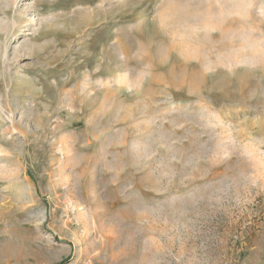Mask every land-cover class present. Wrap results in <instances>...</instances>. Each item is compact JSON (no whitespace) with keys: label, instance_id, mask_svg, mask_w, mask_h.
I'll return each instance as SVG.
<instances>
[{"label":"rangeland","instance_id":"374dc122","mask_svg":"<svg viewBox=\"0 0 264 264\" xmlns=\"http://www.w3.org/2000/svg\"><path fill=\"white\" fill-rule=\"evenodd\" d=\"M0 264H264V0H0Z\"/></svg>","mask_w":264,"mask_h":264},{"label":"bare ground","instance_id":"6f19581e","mask_svg":"<svg viewBox=\"0 0 264 264\" xmlns=\"http://www.w3.org/2000/svg\"><path fill=\"white\" fill-rule=\"evenodd\" d=\"M220 10H221V9H220ZM210 14H211V13H210ZM207 15H208V13H207ZM209 17H210V16H209ZM211 17H212V16H211ZM200 18H201V17H200ZM197 19H198V18H197ZM208 20H209V19H208ZM202 21H203V20H202ZM211 21H212V20H211ZM200 22H201V20H200ZM213 22H214V21H213ZM201 23H202V22H201ZM205 26L209 28V27H211V24H209V26L206 24ZM206 27H205V28H206ZM202 28H204V26H203ZM217 29H218V28H217ZM122 53H123V50H122Z\"/></svg>","mask_w":264,"mask_h":264}]
</instances>
